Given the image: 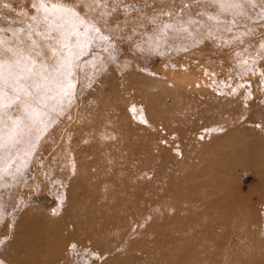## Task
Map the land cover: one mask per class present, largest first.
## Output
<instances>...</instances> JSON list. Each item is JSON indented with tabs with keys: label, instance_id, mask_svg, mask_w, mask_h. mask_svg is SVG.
<instances>
[{
	"label": "rangeland",
	"instance_id": "374dc122",
	"mask_svg": "<svg viewBox=\"0 0 264 264\" xmlns=\"http://www.w3.org/2000/svg\"><path fill=\"white\" fill-rule=\"evenodd\" d=\"M33 3L0 40L51 64ZM64 3L75 55L0 148V264H264V0Z\"/></svg>",
	"mask_w": 264,
	"mask_h": 264
},
{
	"label": "snow or ice",
	"instance_id": "6c2138e0",
	"mask_svg": "<svg viewBox=\"0 0 264 264\" xmlns=\"http://www.w3.org/2000/svg\"><path fill=\"white\" fill-rule=\"evenodd\" d=\"M209 3L217 9L218 15H243L242 10L247 5H255L257 0H209ZM32 7L36 15L31 19L40 31L55 34L50 37L57 45L51 47L55 60L49 64L48 58L38 59L41 51L36 41L25 49L22 44H7L0 40V148L19 144L22 129L29 126V120L41 114L45 97L66 74L62 70L66 59L64 50L68 56L75 55L72 43L79 40L81 26L86 23L64 0H38Z\"/></svg>",
	"mask_w": 264,
	"mask_h": 264
}]
</instances>
